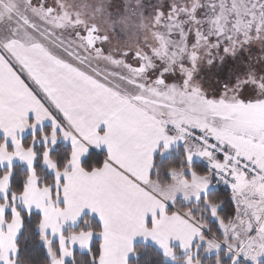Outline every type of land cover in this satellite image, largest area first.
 <instances>
[{
  "label": "snow or ice",
  "instance_id": "1",
  "mask_svg": "<svg viewBox=\"0 0 264 264\" xmlns=\"http://www.w3.org/2000/svg\"><path fill=\"white\" fill-rule=\"evenodd\" d=\"M0 264H264V0H0Z\"/></svg>",
  "mask_w": 264,
  "mask_h": 264
}]
</instances>
